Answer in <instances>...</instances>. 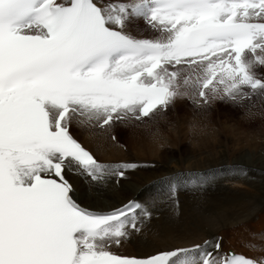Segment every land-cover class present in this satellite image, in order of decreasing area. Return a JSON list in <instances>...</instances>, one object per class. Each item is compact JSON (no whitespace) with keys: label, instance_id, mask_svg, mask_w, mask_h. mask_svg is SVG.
Returning <instances> with one entry per match:
<instances>
[{"label":"snow or ice","instance_id":"6c2138e0","mask_svg":"<svg viewBox=\"0 0 264 264\" xmlns=\"http://www.w3.org/2000/svg\"><path fill=\"white\" fill-rule=\"evenodd\" d=\"M136 20L160 36L132 35ZM257 65L264 0H0V264H256L223 254L219 237L144 258L114 254L150 213L135 201L84 207L67 177L99 185L138 167L99 162L74 124L110 129L186 96L204 106L264 98ZM216 180L201 175L198 187Z\"/></svg>","mask_w":264,"mask_h":264},{"label":"bare ground","instance_id":"6f19581e","mask_svg":"<svg viewBox=\"0 0 264 264\" xmlns=\"http://www.w3.org/2000/svg\"><path fill=\"white\" fill-rule=\"evenodd\" d=\"M127 29L132 32V28L127 27ZM134 122L137 121L118 122L110 129L107 126L105 129H100L82 125L75 134L101 159L147 160L137 155H127L116 134L117 129H128ZM113 136L116 137L115 141L112 139ZM211 136L200 139L196 148L190 147L183 151L176 148L173 151L175 154L170 155H164L163 152L151 154L152 159L148 161H154L157 166L145 168L148 171L144 173H141L142 169L128 171L126 178H113L112 181L108 178L97 187H93L91 180L86 176L68 175V177L77 188L79 203L94 209H109L122 204L133 195L157 191L156 183L182 176L177 174V171L214 176L218 173L224 178H218L215 185L210 188L196 191L206 199L201 208L197 207L193 198L185 194L194 190L181 189L178 193L177 208L172 209V204L164 200L156 208L151 204L148 211L150 216L146 220L143 218L141 231L137 233L130 230L131 238L121 248L126 252L143 255L159 249L196 243L206 237L221 234L222 241L227 239L236 247L246 250L245 245L239 244L236 236L231 237L230 234L235 227L241 228L243 222L248 224L251 222L256 229L263 224L253 220L257 217L264 218V214L260 211L264 209V180L258 181V176H264V134L261 138L251 137L250 140H242V142H237L235 138ZM238 166L247 171L245 175L236 178V181L241 183L239 187L241 185L247 187L244 190L234 188V185L231 186L234 181L226 179L227 172L235 170ZM87 184H90L92 190L88 189ZM96 188L99 190L96 191ZM190 194L194 195V192ZM188 198L193 199L194 203L191 202L192 200L185 202ZM175 210L176 218H174ZM204 213L207 214L206 217ZM227 232L228 238H226ZM159 233L163 234L161 240L150 244Z\"/></svg>","mask_w":264,"mask_h":264},{"label":"rangeland","instance_id":"374dc122","mask_svg":"<svg viewBox=\"0 0 264 264\" xmlns=\"http://www.w3.org/2000/svg\"><path fill=\"white\" fill-rule=\"evenodd\" d=\"M127 27H129L130 29L132 28V32L138 37L151 36L155 31L141 20L133 21L129 23ZM260 71L262 74L261 77L264 79V66H260ZM173 102L174 106L172 107V110H167V112L170 110L167 115H161L155 119L148 120V122L137 121L134 122L133 125H131V127L128 129L123 128L121 130H116L119 141L122 144L125 152L127 151V155H137L140 158L142 157V159L149 160L152 159L151 154L163 152L164 155H170L172 153L175 154V152L173 151L176 148L180 149L181 151L190 148V145L188 143L189 137L187 134V126L190 120L194 117L200 120L201 123H206L208 125L209 134L206 136L212 135L211 137L217 136L227 139L235 138L237 142H242V140L244 141L248 139L250 140L251 137H254L256 139L263 137L264 98L260 96L250 99L248 98L240 104H233L232 102L227 100H214L209 105L204 106L202 103L198 105L197 101L192 98H189L187 102L186 97L175 99V101ZM157 129H160L165 133V137L163 139L157 136ZM75 133L77 134L78 131ZM174 142L175 144H173ZM161 144H164V147H161ZM147 154L150 155L148 156ZM147 171V169L143 168L141 173ZM129 173L132 174L133 172ZM176 173L184 175L186 174V171H177ZM223 178L224 177H220V179ZM112 179L113 178L111 177L110 180L112 181ZM262 180H264V176H258V181L260 182ZM236 184V182H233L231 183V186L234 185V188L236 187V189L242 188L241 190L247 189V187H244L242 185L241 187H239L241 183L237 186ZM92 186L97 187V184L92 182ZM87 187L88 189H91L90 184H87ZM105 189H102V191H105ZM95 190L97 191L99 189L96 188ZM180 191L181 190H179V192ZM190 192H194V195L190 194ZM185 194L194 199L198 208H201L202 203L206 200L203 195H200L196 191H189ZM155 197H159V199L156 200H160L163 198L162 195H155L153 198ZM211 198L214 197L211 196ZM193 199L189 200L188 198L185 200V202L187 200H192L191 202L194 203ZM160 203L161 201H157L152 204L154 208H156ZM257 204L258 203H256V207L258 208ZM178 206L179 204H177V207ZM260 211L264 214V209ZM203 215H205L206 217L207 214L204 213ZM174 218H176V214H174ZM253 221H257L259 224L263 223L261 227L257 229L253 224H251V222L248 225H250L254 230L257 231V235H264V218L257 217ZM260 229L261 231L259 232ZM161 235L163 234L159 233L158 235H156L150 242V244H154L160 241ZM230 235L231 237L233 235L236 236L238 243L245 245L246 248L248 246V242L258 240V238H256L258 236L252 237L249 232L242 231V227H235ZM226 238H228V232L226 233Z\"/></svg>","mask_w":264,"mask_h":264},{"label":"clouds","instance_id":"9594fccd","mask_svg":"<svg viewBox=\"0 0 264 264\" xmlns=\"http://www.w3.org/2000/svg\"><path fill=\"white\" fill-rule=\"evenodd\" d=\"M156 134L161 139L165 137V133L160 129L156 130ZM187 134L190 147L196 148L199 146L200 139L209 134L208 125L206 123H201L200 120L194 117L190 120L187 126ZM160 146L164 147V144H161Z\"/></svg>","mask_w":264,"mask_h":264}]
</instances>
